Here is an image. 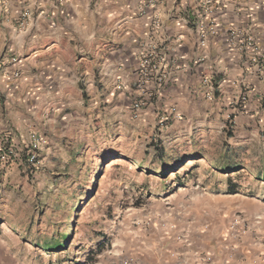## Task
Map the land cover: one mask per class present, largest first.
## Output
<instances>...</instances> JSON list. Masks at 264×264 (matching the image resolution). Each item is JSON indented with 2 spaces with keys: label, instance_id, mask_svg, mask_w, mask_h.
I'll return each instance as SVG.
<instances>
[{
  "label": "crops",
  "instance_id": "1",
  "mask_svg": "<svg viewBox=\"0 0 264 264\" xmlns=\"http://www.w3.org/2000/svg\"><path fill=\"white\" fill-rule=\"evenodd\" d=\"M143 4L0 0V139L7 148L29 141L35 129L49 135L32 187L44 185L49 172L43 167L58 146L54 142L72 136L73 125L92 127V108H131L141 92L136 82L145 54H153L163 81L146 99L140 113L144 121L167 116L166 124L193 129L202 124L201 118L230 113L227 106L239 95L241 83L253 90L264 82L261 60L255 56L264 54V0ZM208 6L213 24L206 20L203 8ZM232 32L240 39L232 41ZM247 37L252 47L244 44ZM206 78L213 81L212 88ZM75 108L88 116L73 114L70 109ZM236 114L238 121L248 118ZM13 164L9 159L0 169L8 172ZM153 201L145 228L131 225L135 217H130L110 232L111 238L92 232L80 249L84 259L71 264H264L263 216L259 221L241 219L239 241H223L220 232L206 226L204 212L178 214L167 198Z\"/></svg>",
  "mask_w": 264,
  "mask_h": 264
},
{
  "label": "rangeland",
  "instance_id": "2",
  "mask_svg": "<svg viewBox=\"0 0 264 264\" xmlns=\"http://www.w3.org/2000/svg\"><path fill=\"white\" fill-rule=\"evenodd\" d=\"M247 84H240L227 106L230 113L201 118L193 129L132 118L129 108L91 107L92 127L73 125V137L54 142L58 146L43 167L49 174L37 188L30 171H36L40 156L32 166L26 160L28 141L12 142L14 164L8 172L0 169V264L78 262L92 232L111 238L130 217H135L131 225L145 228L153 199L167 198L178 214L204 212L208 229L222 235L233 218L259 221L264 217V82L253 90ZM241 112L248 120L234 117ZM229 163L235 171L225 169ZM62 235H68L64 248L47 251L46 244Z\"/></svg>",
  "mask_w": 264,
  "mask_h": 264
},
{
  "label": "built area",
  "instance_id": "3",
  "mask_svg": "<svg viewBox=\"0 0 264 264\" xmlns=\"http://www.w3.org/2000/svg\"><path fill=\"white\" fill-rule=\"evenodd\" d=\"M144 4L146 6H154L156 3H158L161 0H143ZM211 0H204V3L209 5ZM206 15V20H209L208 24H213L212 22V8L210 6L203 8ZM211 26V25H210ZM209 26V27H210ZM210 32H213V27H210L208 29ZM202 39L205 37V32L201 33ZM239 38V33H231V39L232 41ZM242 41V40H241ZM244 44L246 46H253L252 40L250 37H247L243 40ZM153 54H145L140 59V70H139V80L136 82L137 88L141 90L137 96H135L131 101V116L132 118H139L141 110L146 106L147 100L153 96V93L155 92V88L159 87L162 84L163 81V75H161V71L159 69V64L154 60L152 57ZM255 56H258L261 60V66L264 69V54L263 53H257ZM255 61V60H254ZM256 62V61H255ZM207 81V79H205ZM210 82V80H208ZM120 88V87H118ZM147 99V100H146ZM171 114H175V111L172 110ZM178 116L177 114H175ZM179 117V116H178ZM168 121L167 116H163L159 122L163 125L164 123ZM28 145H27V162L30 163L32 166H35L38 162V157L41 149L47 145V139L42 134H39L36 131L29 132L28 135ZM15 156V151L12 147V145H9L7 148H4L3 142L0 139V163L6 162L7 160L11 159ZM31 175L33 174V171H30ZM238 217L233 220V222L230 223L229 227L223 234V241H227L229 238L231 239H238L239 241L241 237L242 231H238L237 222H241ZM222 244V243H221Z\"/></svg>",
  "mask_w": 264,
  "mask_h": 264
},
{
  "label": "trees",
  "instance_id": "4",
  "mask_svg": "<svg viewBox=\"0 0 264 264\" xmlns=\"http://www.w3.org/2000/svg\"><path fill=\"white\" fill-rule=\"evenodd\" d=\"M179 161V160H177ZM236 167L235 164L229 163L227 165V167L225 169L231 171H235L236 169H234ZM228 189L233 190L235 188V186L233 184H229ZM68 235H62L61 236V240L60 241H56V242H50L49 244H46V250L47 251H60L64 248V242L67 240ZM101 244L97 245V249H100Z\"/></svg>",
  "mask_w": 264,
  "mask_h": 264
}]
</instances>
